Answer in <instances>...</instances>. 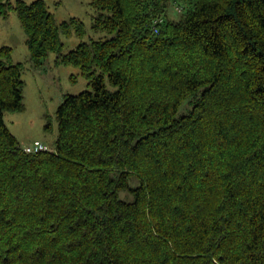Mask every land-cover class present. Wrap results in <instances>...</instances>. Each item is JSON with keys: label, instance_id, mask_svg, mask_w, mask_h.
<instances>
[{"label": "trees", "instance_id": "1", "mask_svg": "<svg viewBox=\"0 0 264 264\" xmlns=\"http://www.w3.org/2000/svg\"><path fill=\"white\" fill-rule=\"evenodd\" d=\"M91 5L108 37L63 53L80 19L0 0L34 67L54 53L89 86L59 105L54 149L28 154L5 124L23 67L0 48V264H264V0Z\"/></svg>", "mask_w": 264, "mask_h": 264}, {"label": "rangeland", "instance_id": "2", "mask_svg": "<svg viewBox=\"0 0 264 264\" xmlns=\"http://www.w3.org/2000/svg\"><path fill=\"white\" fill-rule=\"evenodd\" d=\"M12 5L17 0H9ZM31 3L35 0H23ZM55 22L61 24L71 18L80 19L85 26V36L78 38L75 34L61 35L64 45L63 53L78 47L81 40L104 39L108 35L103 32H94L92 29L93 18L97 11L91 5L92 0H43ZM182 7L174 5L169 8L170 19L180 16ZM27 36L20 24L15 11L10 10L6 16L0 15V48H12V61L23 67L22 78L23 105L20 112L6 113L5 124L10 132L17 138L22 147L39 141L49 150L54 149L58 133L56 111L67 95H77L89 89L87 80L81 75L80 70L73 66L58 64L57 56L50 53L40 67H34L27 47ZM108 90L116 91L117 88L106 82ZM186 103L180 112L186 109ZM136 186L135 182H132ZM125 200H132L128 192H120Z\"/></svg>", "mask_w": 264, "mask_h": 264}, {"label": "built area", "instance_id": "3", "mask_svg": "<svg viewBox=\"0 0 264 264\" xmlns=\"http://www.w3.org/2000/svg\"><path fill=\"white\" fill-rule=\"evenodd\" d=\"M163 22L162 18H157L154 20V30L157 33V27ZM23 150L28 154L38 153L42 151L49 150L44 144L39 141H35L33 144L23 147Z\"/></svg>", "mask_w": 264, "mask_h": 264}]
</instances>
